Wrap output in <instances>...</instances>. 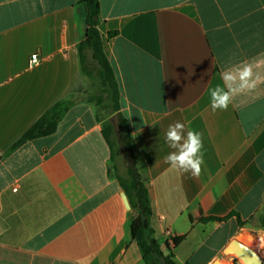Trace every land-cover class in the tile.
<instances>
[{"label": "crops", "instance_id": "0c3cea01", "mask_svg": "<svg viewBox=\"0 0 264 264\" xmlns=\"http://www.w3.org/2000/svg\"><path fill=\"white\" fill-rule=\"evenodd\" d=\"M86 16L79 0H0V264H143L84 98ZM98 28L163 251L181 264H233L229 242L264 237V81L226 111L212 110L209 89L245 61L264 76V0H100ZM63 100L74 103L54 133L13 148ZM176 121L203 135L198 177L164 162Z\"/></svg>", "mask_w": 264, "mask_h": 264}, {"label": "trees", "instance_id": "16d2710c", "mask_svg": "<svg viewBox=\"0 0 264 264\" xmlns=\"http://www.w3.org/2000/svg\"><path fill=\"white\" fill-rule=\"evenodd\" d=\"M87 8L86 34L77 45L82 73L90 81L98 84V90L84 93L85 100L96 110V119L102 123V133L111 150L110 174L121 186L128 197L132 211L131 234L142 255L143 264H181L169 248L165 253L152 227L153 208L148 187L143 183L136 167V155L132 149L130 130L124 116L120 113V94L113 68L104 53V43L99 31L100 0H79ZM112 33L109 35L111 36ZM74 100H63L51 107L17 142L13 148L22 143L54 133L58 123L68 111ZM119 117V141L116 138L110 118ZM120 144L124 153L120 150ZM234 214L225 217H207L200 221L228 220ZM239 225L244 223L237 216ZM264 225V220L262 221ZM183 237H174L176 246ZM184 264H189L188 262Z\"/></svg>", "mask_w": 264, "mask_h": 264}, {"label": "clouds", "instance_id": "9594fccd", "mask_svg": "<svg viewBox=\"0 0 264 264\" xmlns=\"http://www.w3.org/2000/svg\"><path fill=\"white\" fill-rule=\"evenodd\" d=\"M260 65L242 62L221 73L223 85L209 89L212 110L226 111L234 98L246 91L255 89L258 83L264 81V76L255 69ZM165 140L172 149L164 158V162L173 170L181 173H191L198 177L204 164L203 135L196 130H187L185 125L176 121L168 125Z\"/></svg>", "mask_w": 264, "mask_h": 264}, {"label": "water", "instance_id": "95a60500", "mask_svg": "<svg viewBox=\"0 0 264 264\" xmlns=\"http://www.w3.org/2000/svg\"><path fill=\"white\" fill-rule=\"evenodd\" d=\"M110 120L114 127L116 138L119 141L120 132H119V126H118V115H114L113 117H111ZM120 150L122 153H124V149L121 146V144H120ZM121 197H122V200H123V203L126 209L131 210V205H130V202L125 192L121 193ZM229 245L237 246L238 255L241 258V260H243V262H245L246 264H264V259L261 258L260 255L256 251H254L252 248L248 247L247 245L243 244L239 240L233 239L231 242H229L228 246ZM228 246H226V248L224 249V254H226Z\"/></svg>", "mask_w": 264, "mask_h": 264}, {"label": "rangeland", "instance_id": "374dc122", "mask_svg": "<svg viewBox=\"0 0 264 264\" xmlns=\"http://www.w3.org/2000/svg\"><path fill=\"white\" fill-rule=\"evenodd\" d=\"M88 90H89V92L90 93H95L97 90H98V84L95 82L94 83V81H90V84H89V87H88ZM250 233L251 234H253V235H255L254 233H252V232H248V231H244V232H241L240 234H239V236H238V238H236L237 240H239V238H242V239H245V240H257V239H261L262 241H263V243H264V237L263 236H259V235H255V236H251L250 235ZM257 237H259V238H257ZM240 241V240H239ZM243 243V242H242ZM243 244H245V245H247L248 247H250V248H252L253 249V247H251L253 244H250V243H243ZM254 250V249H253ZM263 252H264V245H263ZM233 251H235L237 254V256L236 255H234V254H232V253H226V254H224L225 255V257H229V256H232V257H236V259H234V261H233V264H246L245 262H243V260H241V258L239 257V255H238V249H237V251H236V247H235V249L233 250ZM255 251V250H254ZM240 259H239V258ZM263 258V257H262ZM264 259V258H263ZM222 262H225V263H227V264H230L229 262H227L226 260H224V261H222Z\"/></svg>", "mask_w": 264, "mask_h": 264}, {"label": "bare ground", "instance_id": "6f19581e", "mask_svg": "<svg viewBox=\"0 0 264 264\" xmlns=\"http://www.w3.org/2000/svg\"><path fill=\"white\" fill-rule=\"evenodd\" d=\"M239 240H240V242H243V243H246V244L247 243L253 244L251 247H253V249L260 255L261 258L262 257L264 258V252L262 250L264 243H263V241L261 239H257V240H251V239L250 240H245V239L239 238ZM235 247H236V251H237V249H238L237 246H235V245H229L227 247V252L226 253H232V254L236 255L237 253L235 251H233L235 249Z\"/></svg>", "mask_w": 264, "mask_h": 264}, {"label": "built area", "instance_id": "2783aa9c", "mask_svg": "<svg viewBox=\"0 0 264 264\" xmlns=\"http://www.w3.org/2000/svg\"><path fill=\"white\" fill-rule=\"evenodd\" d=\"M40 60V57H39V54L38 53H35L31 56V59L29 61V63L31 65H34V64H37ZM170 235V234H169ZM169 243H172L173 242V237L172 236H169V239H168ZM236 259V257H234Z\"/></svg>", "mask_w": 264, "mask_h": 264}]
</instances>
